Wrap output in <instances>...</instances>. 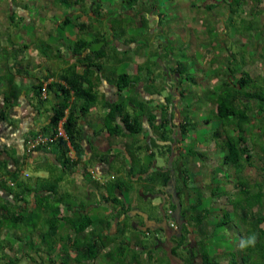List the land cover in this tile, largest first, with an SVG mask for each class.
Instances as JSON below:
<instances>
[{"label":"crops","instance_id":"1","mask_svg":"<svg viewBox=\"0 0 264 264\" xmlns=\"http://www.w3.org/2000/svg\"><path fill=\"white\" fill-rule=\"evenodd\" d=\"M92 1L93 0L81 1L74 7L70 8L56 5L57 2L55 0H5L9 7L7 11L11 9V11H9L10 15L8 17L10 19L9 26L13 29L10 35L0 36V69L4 71L2 74L8 75L9 78L13 77L12 79L14 81L22 82L23 80L24 83L20 85H23L24 87L22 91H18L15 94L12 92L0 93V168L2 165L5 166V168L0 169V174H2L3 176L4 173L8 174L6 172L7 170L13 171L17 168V170H19L18 180L25 181V183L28 184L30 188H33L35 186L45 187L49 181H57L61 179L60 181H58V190L61 193L66 194L67 197L64 203H60L61 212L54 213V215L58 214L57 218H60V216H70L73 211L82 206L81 209L75 212H87L91 215V217H93V220L95 222H97L98 220L104 221V219L111 221L112 226L110 227V229L115 233L119 232V230L127 225L126 221H122V219L129 221V227L131 228V230L130 232L122 231V235H126L128 236V238H132V241H134L133 244H135L137 236L140 237V239L146 240L144 244H135V246L139 250L140 264H150L147 252L145 250V248L148 247L152 248V250H150L153 251V261H155V263L161 262V264H164L163 262L164 260H166L169 264H184L185 262L182 258L184 256L187 258L190 257L191 259L196 257L197 260L200 261L199 256L201 252L199 251V249H195V255L191 251V248L188 249L187 246L190 242H193L192 246L195 247L197 245L195 243L198 242L196 240L197 234L200 233L203 236H205L206 233L210 234V228V230L207 228V230H199V233L197 234L193 233L192 231L190 235L191 238H189L188 240L190 242H187L188 245L185 244L182 248H180L181 250L179 249V252H177L176 255H173V253H171V249L173 246H175L176 243L175 238H172V235L180 232L179 226L177 228L169 229L171 230L170 233L169 230L164 229V231H162L163 239L159 238L160 236H157L155 234L158 232L157 228H161L160 226L163 225L161 223V219L159 220V217L155 216L156 214H151L149 210H144L138 207V201L141 199L148 200L155 196H161L163 197V202L160 206H162L164 203H166L167 205L172 201L182 202L181 195L176 184V170L181 166L180 163H178L176 167L179 158L184 153L188 152V156H184V158L187 160L188 165H192L194 167H191V170H189V172L186 168L187 175L189 176V182H191V174H193L195 179H197L198 175L201 172V170L195 172L197 171L196 167L199 166V162L201 161V159L203 160V158L200 157L197 152L208 153L211 151V153H214L215 150L217 151V149L220 148L221 155L224 154L225 149L218 145L219 143H217L216 141H212L216 143H213V146L211 147H200L197 145L193 146L191 138L195 137V135L191 127H189L190 130H188L185 135L182 133L181 125L183 122L182 116L184 115L182 113L185 101L184 98L177 97V103L175 104V107L174 105H171L170 108L166 107L168 111L167 113L165 112V109L161 104L164 102L162 97H153L151 93L146 89V87L150 86V84H152V82H154L155 80H157L156 83L163 84L164 82L160 80V76L165 75L163 79L166 78L169 83L172 82L173 88H176L177 86L180 87V89H176L175 92H173L174 95L177 94V90H179L178 92H182V86L179 85L177 78H172L171 80V71H169V67L174 68L177 60L179 61L180 59H184L183 61H186L185 59H187L188 57H194L195 59L193 60H195V63L192 64L191 67H193V70L199 73L200 70L205 69L208 62H212L215 59L214 49L210 48V50L207 51V48H201L200 50L196 48L198 50L197 54H200V57L197 55V57H195L191 51V48L188 50V52L182 50L176 51L175 49L174 51H169L167 48H160L162 42H157L159 44L155 46L156 48H151L153 36H151L150 33V41L143 38V36L139 37L135 41H132V39L129 37H132L133 33L131 34V32L135 29L133 24L136 25V22H138V25L136 27L144 28V25L146 24L145 22L148 17L153 20H158L159 23L160 16L162 17V15L157 13L150 14L144 11V14H146V16H144V14H140V11L143 9L142 7L137 8L134 11H128L129 14L125 12L126 10L122 14L120 8L118 7L113 11V15L111 14L112 8L117 7V4L118 6H120L121 3L117 2V4L115 5L114 3H112V0L102 1L101 12L103 14H106L107 16L105 15V17H102L93 16L90 14L87 15V13L83 11L82 8L85 5L86 7L90 8ZM2 2L3 0H0V12H2L5 8L3 7ZM202 3L204 2L202 1ZM38 5H40V7ZM59 6L60 8H62V11L60 8H58ZM109 6H111V8ZM47 9L49 11H47ZM52 9H58L61 12L64 11V14L57 15ZM115 12L121 13L117 16ZM43 14H46L47 18H45ZM68 15L72 20L74 18H77L79 23L88 22L91 25L92 30L88 31L86 35L87 39L92 38L94 33L97 31L102 32L104 30L105 33H107V31L111 33L114 27L115 31L119 33L118 37L121 36L120 41H113V45L116 46V48L112 46L111 48H108V56L104 59L105 71L102 72V74L96 71L97 75L101 78V83L97 88L101 94V99L99 103L91 107L90 112L85 118L80 119L86 134V137L83 141V157L80 164L76 165L74 168L69 169L63 166V158H61L60 150L57 147L51 146L48 147L46 151L35 152L30 151L29 148L34 145L29 138L33 136L35 132H38V130L42 126L48 124L50 116L53 113V108L60 99V96L57 93L47 89V85L53 82H61L63 84L64 82L62 80H59L58 76L63 74L64 70H66L73 63L78 64V72H82L84 69V65H82L83 62H79L77 58L78 56L73 54L72 48H65L66 50H69L71 55L69 57L70 60H67L66 62L68 64H65V67L55 69L54 62L50 61L51 57L49 55H46L44 48H39L43 45L41 44L37 46L36 43L39 39L38 34L44 35V33H42L43 30L45 31V33H47L48 31L53 30L56 27L59 28L61 32H63V36L67 40H69L67 44L72 47L74 41L78 37L79 28L76 25H73L72 22L66 25L63 23ZM123 15L128 16L124 18ZM117 17H119L120 19L117 20ZM142 18H146V20H143ZM49 20L55 21L54 24L53 22H49ZM47 21L50 23L49 25L46 24ZM41 27H43L42 31L40 29ZM146 27L148 29L151 26L146 25ZM122 29L125 30V34L122 33V35L124 36L120 34L122 32ZM153 29L154 28H152L151 34H154L155 31L159 30L158 25L155 28L156 30ZM1 30H7L6 25H4ZM39 31L41 32L39 33ZM3 34L5 33L3 32ZM50 34L51 33H49L48 35ZM61 39L63 40V38ZM148 42L150 43L148 44ZM96 45H93V50H97ZM40 51L41 53L39 55ZM167 51L171 53L168 56H165ZM43 52L44 55H42ZM1 53L8 55L13 53L14 59L16 58V60L18 59V61L15 60L13 64L5 62L3 56H1ZM160 55H162L164 61L161 60ZM199 58L202 59L201 63L197 61ZM32 60H34V63L32 62ZM62 60L65 59L63 58ZM148 60H156L160 65L154 67V72H151V74H149V72H147L144 68V65ZM112 61H115L113 62L114 65H112L116 68L118 73L127 71L130 75L139 77L140 81L137 84L138 86L133 94V105L131 104L127 107V111H129L130 114H134V109L137 110V108L141 106L140 103L143 102L142 100L144 98L149 100L153 97V99H155V102H151L152 106L160 104V106L153 108L149 113L146 112V114L143 115V129L137 135H112L103 123V118L109 112V108L105 104L107 102L118 100V98L120 97L118 87L113 82L114 77L110 76L108 73V69L110 68ZM124 65H128L127 68H125ZM140 66L143 68L142 75L141 73H139ZM144 70L146 71L145 73ZM187 73L190 74L189 70L187 71ZM236 75L240 76V74ZM173 76L178 77L179 75L175 73L173 74ZM215 80L211 77L209 81L205 78H202L201 81L199 80V82H197L195 77V80L191 82L194 84L199 83L201 85V92H205L206 94L212 93L213 96V94H215L212 91L213 86L218 85L220 79H218V82ZM35 85H41V87L46 88L47 99L42 100L40 97H37L38 95L37 93H35L34 89ZM190 93H193V89L189 86V89L187 90L185 95L188 96L187 94ZM135 94L139 95V97H136ZM128 95L129 92L125 90L124 96L126 97ZM198 96L201 95L198 93ZM208 100L209 107L213 108L212 100ZM188 102H190L189 104L193 103V107H195L194 105H196V102L194 99L192 101L188 97ZM6 104H8L6 110L8 113L7 115L5 112ZM164 115L168 117H165L166 120L169 121L167 123L168 125H166V128L169 129V133H172V139H174L175 142H177V140H180L181 145L177 146L175 145L176 143H174L172 148L173 152L169 156V159L163 156L162 159H164L165 162H161L162 159L160 160L155 157L156 148L152 144V141L159 139V132L156 131V127L154 125L158 124L161 121V118L164 120ZM257 118L259 117L257 116ZM184 120L187 121L186 118ZM152 125L154 126V128ZM253 126L254 127H246L243 125V127L247 128V132L252 133L253 136L256 134H260V124L257 125L254 123ZM156 142L162 145L166 143L160 140ZM139 144H149V147L144 145L143 148H140ZM186 146H191L188 151L186 149ZM70 155L73 158L76 156V152L73 148L70 151ZM137 159V165L134 166L135 176L133 178V182L135 183H133L132 185V190L128 191L127 189H123L121 192L116 190L117 195L120 197V199H122V203H117L111 198L110 188L114 187L113 185L116 183V181L127 180L128 170L130 169L131 163H133L134 160ZM30 165L40 167V171L42 169H45L46 173H49L50 176L48 178H45L46 176L42 175V172H39L40 174L38 173L36 175H33L30 169L27 168ZM113 166L119 168L118 173L112 171ZM143 167H147L148 171H142ZM184 169L185 168H183V170ZM159 170L161 172L170 170L172 176V178L170 179V184L167 185V187L161 186L159 183L161 180L160 178V180L156 184L158 192L151 193V191L149 190V184H152V181H148L147 179H149V176H151L154 171L156 172ZM228 170H230V173L227 176H224L222 171H218L216 168L215 171H217V173H213V175H215L214 178H218L220 175H222V177L228 179L229 181L227 182L229 183L228 186L219 184V188L216 187L217 191H220L222 195L215 198V204H222L227 201V194L225 193V190L227 191V193L233 191V189L235 188L234 184L236 182L234 181V176H236L238 172H241L236 168H228ZM241 173L245 174L244 171ZM27 174L29 175V177H26ZM142 174L144 179L140 178ZM248 174H250V172ZM182 175L183 177L185 176V174H182L180 172L179 178L182 177ZM145 177H147V179ZM214 178L212 177L211 181H213ZM255 179L256 178H254L253 180ZM137 183L141 185L135 188L134 185H136ZM212 184L213 186H216V184ZM142 185L144 186L142 187ZM67 187L73 188L74 190L80 191L82 193L85 191L86 195L85 197H83L82 201L76 203L75 205H72L70 201H67L69 197V190H67ZM162 187L163 189L161 190V192L160 188ZM94 193L97 197L96 203L87 204L85 198H92ZM23 195L26 199L22 197V199L16 202L9 192L6 193L1 191L0 186V216H3V222L8 217L12 216L13 212L16 216H29V214L31 215V213H33V211L38 206H42V208L44 209L43 212H45L46 207L49 206L47 205L49 204V202L44 201L43 199L41 200V202H37L36 193L34 192L24 193ZM139 197H141V199H139ZM47 198L48 197H46V199ZM189 198H191V196H187L186 200H188ZM197 198L198 197H195L194 200ZM183 202L184 204L186 203V201ZM83 204H85V206ZM70 205L73 206L72 211H70L68 208V206ZM153 206H155V204ZM229 211L235 212L236 210H234V207H230ZM51 213L52 211L49 212V214ZM119 213H121V217H116V215ZM136 216H141V218L135 219ZM30 220L32 221L34 220V218ZM30 220L29 223H26V225H24V229L27 228L29 231H39V228H37V226L40 227V225L36 226L35 223H31ZM178 222H182L180 215L177 218V225ZM4 224L1 230V246H7L5 250L9 254V256L5 258L0 257V261L4 259L5 263H9L10 258H15L19 260V264H25V261H29V264H31L32 259H30L27 251L15 244L16 236H23L22 232L17 230V228L22 229V227L17 226V228L6 229ZM235 224L233 226L226 224L227 227H221L222 230L219 231L220 238L226 239L227 242H231L230 244L232 245L229 247L231 249L234 248V244H236L235 248H237L238 245H241L240 242H242V235H244L245 233L244 228L241 232V228L237 226V222ZM59 227L60 230L58 229ZM68 228L69 225L66 224V222L63 220L57 225V229L59 232H61V234L63 229ZM147 229H149V232L151 231L149 234L146 233ZM88 230H90V228ZM39 234L40 236L38 238L40 239V237H42V241L40 240L39 242L35 243V246H40L38 248V261L40 262L41 260L42 262L43 259L40 254H45L47 252L46 248L49 244H47L46 239L44 238V236H42L43 234ZM67 234L71 235L72 237L74 236V233H72V230L70 228ZM133 234L136 235V237ZM8 235H10V238L13 239L14 242H12L10 239L7 240ZM153 235L155 236L151 237L152 241L149 242V236ZM238 237H240V242H238L237 240ZM63 238H65V236H63ZM123 239L124 238H122L119 243H121ZM208 242L211 247L212 240L208 239ZM147 243H149V245ZM22 244H25V242H23ZM110 248H112L111 244L108 246V248L103 250L102 254L97 259L89 261L86 264L108 263V261H106L107 259L105 258H108L106 252ZM128 250L129 249H126V251ZM223 252V250L220 251V253ZM112 254L113 253L111 252L109 253V259H111L110 257H112ZM0 255H3L2 248H0ZM49 255L52 254L49 253ZM124 255V257H126V259L129 261L131 257H128L127 254ZM69 256L74 257L75 253L71 251ZM222 261L223 264H225L226 260ZM72 264L77 263L73 262Z\"/></svg>","mask_w":264,"mask_h":264},{"label":"trees","instance_id":"2","mask_svg":"<svg viewBox=\"0 0 264 264\" xmlns=\"http://www.w3.org/2000/svg\"><path fill=\"white\" fill-rule=\"evenodd\" d=\"M55 1L57 2L56 5L72 8L76 4L85 0ZM102 1L103 0H93L90 8L86 7L85 5L82 9L87 13V15L90 14L93 16H101ZM139 1L140 0H119L118 2L126 5L127 7H130L129 9H126V11H134L137 8H143V4H140ZM225 1L227 2L229 11L233 12L234 14H239V12L244 13L245 11L247 14L257 13L264 16V0ZM217 5V1L210 0L208 3H203L202 6L208 8L209 10H212ZM244 7H247V9H245ZM71 22H73V20L69 17V15L63 21L65 25ZM76 26L79 28V33L78 37L73 43L72 52L74 55L78 56L77 58L79 62H83L82 65H84V69L82 72H78V64L73 63L66 70H64L63 74L58 76V79L64 82L63 84L61 82H53L47 85V89L57 93L60 96V99L53 108V113L50 116L48 124L42 126L38 130V132H35L33 136L29 138L30 141L34 143V145L29 147L30 151H46L48 147H57L60 150L61 158H63V166L68 169L74 168L76 165L80 164L83 157V141L86 137V134L80 119L85 118L90 112L91 107L99 103L101 99V94L97 89L101 83V78L97 75L96 71L98 73L100 72V74L105 71L104 59L108 56V48H110L111 44L113 45L116 40L120 41L121 37H118L119 33L115 31L114 27L111 33L108 31L107 33H105L104 30L102 32L97 31L94 33L92 38L87 39L86 37L84 38L83 35L81 36V34L86 30H92L91 25L88 22H78ZM262 32L264 33V28ZM122 33L125 34L124 29H122V32L120 34L122 35ZM148 34V29H146L143 30L140 36L144 37ZM140 36L132 35L131 39L132 41H135ZM96 44H101V46L97 50H93L92 47ZM164 44L162 43L160 48H168ZM170 53L171 52L167 51L165 56H168ZM160 57L161 60L164 61L162 55H160ZM261 58L264 62V57H255L253 60H255L256 62L257 59L259 60ZM112 64L114 65L113 61L110 65V68L108 69V73L110 76L114 77L113 82L118 87L120 97L118 98V100L107 102L105 104L109 108V112L103 118L105 127L112 135L133 136L140 133L143 129V115L146 114V112L149 113L153 108L160 106V104H157L156 106L151 105V102H155V99H153L154 96L162 97L164 102L161 104L163 105L162 107L167 113L168 111L166 107L170 108L171 105H174L175 107V104L177 103V97L185 99L182 111L184 110L187 113L190 111H197L195 108L196 105H194L195 107H193V103L189 104L190 102H188V96L185 95V93L189 89V86L191 87L192 85L194 87V85H196L191 82L195 80V74L193 75V78H190L189 76L191 75L187 73L188 63L186 61H183L181 59L179 61L177 60L174 68L169 67V71H171V80L172 78H177L179 85L182 86V92H178L179 90H177V94L174 95L173 92H175L176 89H180V87L177 86L176 88H173L172 82L169 83L166 78L163 79L165 75H161L160 80L164 83L158 84L156 83L157 80H155L154 82H152V84H150V86L146 87L147 91L150 92L153 97L149 100L144 98L142 100L143 102L140 103L141 106H139L137 110L134 109V114H130V112L127 111V107L130 106L134 100L133 94L138 86L137 84L140 81L139 77L132 76L127 71L118 73L116 68ZM158 65L159 64L156 60H148L144 65V68L147 72H149V74H151V72H154V67ZM259 65L260 63L256 62L253 67L260 68ZM247 67L245 66V69L243 70L234 69L233 71H231L230 68V74L224 75L226 78L225 81L224 79L222 82L219 81L218 88L216 90L214 88L212 89L213 93L217 94V98H214V103L216 105V115L221 120L228 121V124L230 125V127H232V130H227L226 127L223 130H217L216 132H214L213 137L215 138V140H217L216 142L219 143L218 145L225 149L224 154L221 156V164L223 166L227 165L228 167H230V169L236 168L241 172H243L246 167H255L259 172L263 174L264 125L262 124L264 123V70L261 71V74H263L262 77H260L261 74L253 77L252 73H250V71L248 70L250 69V67ZM145 70L144 73L146 72ZM142 71L143 68L140 66L139 73H141V75ZM175 73H177L179 76H173V74ZM236 74H240V76H237ZM216 76H220L219 71L216 73ZM34 89L35 93H37L38 95L37 97H40L42 100L47 99V93L45 91L44 94L43 87H41V85H35ZM125 90L129 92V95L126 97L124 96ZM257 116H262L261 123L256 122ZM165 117L168 118L164 115V120L161 118V121L158 124L154 125L156 127V131L159 132V139L152 141V144L159 150L160 155L169 159V156L173 152V144L176 143L175 145L180 146L181 141L177 140V142H175L174 139H172V133H169V129L166 128V125H168L167 123L169 121H167ZM185 118L188 122L184 120ZM62 120L63 126L68 136L67 139L62 136H57L58 126L60 124V121ZM182 121V133L185 135L187 131L190 130L189 127L192 126L189 115L185 113L182 116ZM254 123L257 125L260 124V136L263 138L262 146L259 145L260 141L258 142V140L254 139L252 133L247 132L246 127H254ZM242 124L247 125H245L246 127H243ZM39 137H41L42 139L39 142L35 143V141H37ZM45 138L47 139V141L43 140ZM159 140L166 143L164 145L159 144L158 142H156ZM144 145L148 146L149 144H139V147L143 148ZM72 148L76 152V156L74 158L70 155V151ZM197 153L200 157H205V152ZM183 159L185 158L183 157ZM185 161L187 160L185 159ZM137 162L138 159L134 160V162L131 163L130 169L128 170L127 180L116 181V183L113 185L114 187L110 188L111 198L115 202L122 203V199H120V197L117 195L116 190L120 192L123 189H127L128 191L132 190V185L133 183H135L133 182V178L135 176L134 166L137 165ZM180 165L182 167L184 166L183 168H185L184 170L181 169V173L185 174V176L183 177V183L184 185H187L190 182L189 176L187 175L186 165ZM3 168H5V166L2 165L0 169ZM142 171L147 172L148 168L143 167ZM6 172L8 174L4 173L3 176L2 174H0L1 191L6 193L9 192L16 202L22 199V197L25 198L23 195L24 193L31 192L36 193L37 202H41L42 199L45 201L53 197L55 198L56 204L52 207V213L49 214V217H47L49 220L53 221L51 223V226L53 228L51 227L49 229L46 242L47 244H49V242L56 244L58 243V241H65L64 244L69 245V249L68 251H66V253H68V255H70L71 251L75 253V256L72 258L73 262L77 264H86L89 261L97 259L102 254L103 250L108 248V246L113 241L114 234H116L117 232L115 233L111 231V221L105 219L104 221L99 220L101 222H104L103 224L106 225V229L99 228L100 231L98 230L97 232L95 228V221L90 214L84 211L75 212L81 209L82 206L73 211L70 216H60V218H57L58 214L54 215V213L61 212L60 203H64L67 197L66 194L61 193L58 190V181H60L61 179L57 181H49L45 187L35 186L33 188H30L29 185L25 183V181L18 180L19 170H17V168L13 171L7 170ZM228 172L230 173V170H228ZM241 172H238V174L234 176V181H236L234 184L235 188L233 189V191H230L229 194L227 193V200L232 202L234 210H238L240 207L241 212L237 215L244 224L243 228L245 229V233L244 235L240 234L242 235V242H240L241 245L238 247V249L233 248L230 251H227L228 253L235 255V257H232L230 259L231 261H228L227 264H238V260L240 264H264V178L262 180L258 178L253 180L254 178H251L253 177L252 175L246 173L244 174ZM213 173L216 174L215 169L213 170ZM26 177H29V175L27 174ZM242 177H244L245 180H243ZM140 178L144 179L143 174ZM145 178L147 179V177ZM171 178L172 176L170 170L162 172L160 170L156 172L154 171L152 175L149 176V179H147L148 181H152V184H149V190L151 191V193L158 192L156 186L158 181L160 180L159 183L161 186L167 187V185L170 184ZM216 186L219 187V182ZM162 189L163 187L160 188V191ZM236 192H238L239 194V198L237 199H235ZM220 193L217 191L216 187H214L211 192L214 198L222 195ZM46 197L48 198L46 199ZM201 201V197H198L197 203H191L189 206L185 205L183 201H172L166 206L164 205V203L162 206H160L162 207L161 211L159 209L158 213H156V216L159 217V220L161 219V223L163 224L162 226H160L161 228H157V231H159L160 233H162L164 229H173V227L176 225L179 215L181 217L182 222H178L180 232L172 235V238H175L176 243L175 246H173L171 249V253H173V255H176L177 252H179L180 248L187 244V242H190L188 240L189 238H191L190 235L192 231L196 234L199 233V230L202 231L199 226L203 225L204 222L208 223L209 221H211L207 219L208 215L211 212V208L210 206H205L203 210L200 211L198 205H200ZM83 205L85 206V204ZM68 208L70 211H72L73 206L70 205L68 206ZM235 214L236 213L233 211H227L224 217L218 218L217 220H213L211 223H209L210 225H212L213 223L217 224L214 228H212V226H210L209 224L207 225V229L210 228L212 231L209 229L210 234L206 233L205 236L202 235L203 238L201 240V243L203 244L204 249L200 250L199 247L192 246L193 242H190L189 245L187 244L188 249L191 248V251L195 255V249H199V251L201 252L199 256L200 261H198L196 257L191 259L190 257L187 258L184 256L182 257L185 262L184 264H221L218 259L219 252L211 254V247L209 245L208 239H214L217 236L216 233L218 228H220L224 224H230L231 222H233L234 220L231 218V215H234L233 217H235ZM2 217L3 216H0V248H2L3 250V255H0V257L5 258L9 256V254L5 250L7 246H1V230L4 222L6 229L17 228V226L24 227L26 223H29V220L32 216L30 214L29 216H16L13 212L12 216L8 217L4 222L2 220ZM62 220L69 225L72 233H74L73 237L67 234V236L63 238L61 232H58L57 225ZM89 228L90 230H88ZM25 229L27 230V232H30L27 228ZM17 230L20 229L17 228ZM130 230L131 228L129 227V225H125V227L119 230V232H130ZM35 231L37 233L38 230ZM170 231L171 230H169V233ZM27 232L25 233L27 234ZM85 232H88L89 235H86ZM150 232L149 229H147L146 233L149 234ZM155 235H157V233ZM134 236L136 237V235ZM159 238H162V236ZM47 239L52 240L49 241ZM126 239H128V236L124 235L123 241L118 244L115 250H112V248H110L106 252L108 257L105 258L107 259L106 261H108V263L106 264H140L139 250L137 249L135 244H144L146 240L140 239V237L137 236V240H135V244H133V247L126 251ZM31 244L33 247L34 244ZM147 244L149 245V243ZM150 249L152 250L151 247L145 248L149 258V262L150 264H156L155 261H153V251H151ZM110 252L113 253L112 257H110L111 259H109ZM124 254H127L128 257H131L129 261L126 259V257H124ZM115 256L119 257V262L117 260L115 262L113 261V259L115 260ZM3 260L4 259H2L0 262H2ZM5 264H19V260L10 258L9 263L6 262Z\"/></svg>","mask_w":264,"mask_h":264},{"label":"rangeland","instance_id":"3","mask_svg":"<svg viewBox=\"0 0 264 264\" xmlns=\"http://www.w3.org/2000/svg\"><path fill=\"white\" fill-rule=\"evenodd\" d=\"M118 1L119 0H112V3L116 5ZM202 1L204 3H208L210 0H158V1L157 0H140L139 2L140 4H143V9H144V10L142 9L143 11L142 10L140 11V14H144V11H145L150 14L152 13L161 14L162 17L161 19H159L160 22L158 23V20H153L147 16L148 19L146 20L145 18L146 24L144 25V28L142 27L137 28L136 26L138 25V22H136V25L133 24L135 29L131 32V34L133 33L134 36H140L143 30L147 29L146 25H149L151 27L148 28V32L150 33L151 36H153L151 48H156L155 46L159 44L157 42H162L163 44L165 43L164 45L168 47L167 49L169 51H174L175 49L176 51L182 50V51L188 52V50L191 48V51L195 57L197 56L200 57V54H197V51L200 50L201 48H207V51H209L210 48H213L214 57H215V59L213 60V63L208 62L205 69L200 70L199 73L193 70V67H191L192 64L195 63V60H193L195 58L188 57L187 59H185L188 63V70L191 75L189 77L193 78V75L195 74L197 82H199V80L201 81L202 78L203 79L205 78L209 81L211 77L214 80L216 79L215 81L217 82H218V79H220V82H222L223 79L224 81L226 79L224 75L230 74V68H231V71H233L234 69L243 70L245 69V66L250 67V69L248 70L250 71V73H252V76L261 74V71L264 70V62L262 61V58L259 60L257 59L256 61L260 63L259 65L260 68L253 67V65L256 63L255 60L253 59L255 57H258V58L264 57V33L262 32L264 28V16L259 15L257 13L247 14L245 11L244 13L239 12V14H234L233 12L229 11V7L225 0H214L218 2V5L212 10H209L208 8L202 6L203 5ZM4 2L5 0H3L2 4H3V7L5 8L2 12H0V36L10 35L13 29L9 26L10 19L8 17L10 15L9 11H11V9L7 11L9 7H8V4ZM38 6L40 7V5ZM109 7L111 8V6ZM118 7L120 8V11L122 12V14L126 9L130 8V7H127L126 5H123L122 3L120 4V6H118L117 4V7L112 8L111 14L114 15L113 11L117 9ZM58 8H60V6ZM244 8L247 9V7H244ZM60 9L62 11V8ZM52 10L57 15L64 14V11L61 12L58 9H52ZM47 11L49 10L47 9ZM121 12H115V13L118 16ZM125 12L129 14L128 11H125ZM43 15L45 16V18H47L46 14H43ZM105 15L106 14H103V13L101 14L102 17H105ZM123 16L124 18H126V16L128 15H123ZM144 16H146V14H144ZM119 19L120 18L117 17V20ZM50 20L49 22L51 23L53 22L54 24L55 21H50ZM49 22L47 21L46 24L49 25L50 24ZM77 23H78V20L74 18L72 24L76 25ZM4 25H6V29H7L5 31L1 30L4 27ZM157 25L159 27V30L155 31L154 34L153 33L151 34L152 28L155 29ZM40 29L42 31L43 27H41ZM41 31H39V33ZM3 32L5 34H3ZM42 33H44V35L38 34L39 39L36 42L37 46L41 44L43 45L42 47H39V48H44L46 55L47 56L49 55L51 57L50 61L54 62L55 69H58L60 67H65V64H68L66 63L67 60H70L69 57L71 56L69 50L68 49L66 50L65 48H73V45L71 47L69 44H67L69 40H67L63 36V32H61L59 28L55 27V29L48 31L47 33H45V31L43 30ZM49 33L51 34L48 35ZM87 33L88 31L86 30L81 34V36L83 35L85 38L87 37L86 36ZM150 35L149 34L147 36L145 35L143 38L150 40L151 38ZM61 38H63V40ZM129 38H132V37H129ZM149 43L150 42H148V44ZM96 46L98 49L100 48L101 44L96 45ZM111 46L116 48V46L112 44ZM40 53L41 51L39 52V55ZM42 55H44V52L42 53ZM1 56H3V59L5 62H9L10 64H13L14 61L16 60V58L14 59L13 53L10 55L1 53ZM63 58L65 60H62ZM16 61H18V59ZM197 61L201 63L202 59L199 58ZM32 62L34 63V60H32ZM124 66L125 68H127L128 65H124ZM218 71L220 72V76H216V73ZM3 72L4 71L0 69V84H2L0 85V93L12 92L15 94L18 91L23 90L24 86L20 85L24 83L23 80L22 82L14 81L12 79L13 77L9 78L8 75L2 74ZM262 75L263 74H261L260 77H262ZM7 79H11V80H7ZM191 87L194 90V92L190 93L188 97L192 101L193 99L195 100L196 102L195 108L197 111H194V112L190 111L188 113L185 112L184 110L182 111L183 114L186 113L190 116V121L192 125L191 128L195 135V137L191 138V141H192L193 146L197 145L200 147L202 146L211 147L213 146V143H216L212 141H217L213 137L214 132H216L217 130H223L225 129V127L227 128V130H232V127H230V125L228 124V121L221 120L215 113L216 105L214 103L215 101L214 98H217V94H213L212 96V93L206 94L205 92H201V85L199 83H196L194 87L191 85ZM213 88L216 90L218 88V85H214ZM198 93L201 96H198ZM135 96L139 97V95H136V94ZM208 99L212 100L213 108L209 107ZM7 105L8 104H6L5 106L6 108H7ZM6 108H5V112L7 115L8 113L6 111ZM261 118L262 116L259 118H256L257 122L261 123ZM242 125L245 126L247 124H242ZM262 125H264V123ZM254 139L258 140V142L260 141L259 145L262 146L263 138L260 136V134L254 135ZM190 147L191 146H186L187 151L189 150ZM155 154H156L157 159H160V160L162 159L163 156L160 155L159 150L157 148L155 150ZM184 156L187 157L188 152L184 153L179 158L176 164V167L178 163L180 164L184 163L189 172V170H191V167L192 168L194 167L192 165H188L187 161L183 160ZM221 156L222 155H221L220 148L217 149V151L215 150L214 153H211V151L208 153H205V157H203V160L201 159V161L199 162V166L196 167L197 171L194 170L195 172H198V170H201L200 174L198 175L197 179H195L194 175L191 174L190 180L192 181L188 183L187 185H184L183 183V176L179 178V175L181 172L180 170L183 169L184 166L183 167L180 166L176 170L177 171L176 184L178 186L177 188H178V191L180 192L181 200L186 201L185 205L189 206L191 203H194V202L197 203L198 198L195 200L194 198L201 197L202 201L200 205H198L199 210L200 211L203 210L205 206H210L211 208V212L207 218L211 221H209L208 223L204 222L203 225L199 226L201 230L206 229L207 225L211 223L213 220H217L218 218L224 217L227 211L230 212L229 211L230 207L232 208L234 207L232 205V202L229 200H227L225 203H222V204H215L216 202L215 198L211 194L213 188L217 187V186H213L212 183L217 185V183L219 182V184L221 185L223 184V186H228L229 184L227 183L229 182L228 179H225L224 177H222V175H220L218 178L217 177L214 178L215 175H213V170L215 168L218 171H222L224 176H227L229 174L228 168L230 167H228L227 165L225 166L221 165ZM161 162H165V160L162 159ZM27 168L30 169L33 175H36L39 172H42V175L46 176L45 178H48L50 176L49 173H46L45 169H42L40 171L39 169L40 167L38 166L35 167V166L30 165ZM112 171L118 173L119 168H117L116 166H113ZM244 172L246 174L250 172V174L253 176L251 178H261V180L264 178L263 177L264 173L262 174L255 167H248L246 168V170H244ZM119 174H122V173H119ZM212 177L214 178L213 181H211ZM242 179L245 180L244 177H242ZM140 185L141 184L137 183L136 185H134V187L137 188ZM143 186L144 185H142V187ZM67 190H69L68 192L69 197L67 201H70L72 205H75L76 203L82 201L83 197H85L86 195L85 191L82 193L80 191L74 190L73 188H69V187H67ZM218 192L220 193V191ZM225 193L227 194L226 190H225ZM220 194H217V195H220ZM187 196H191V198L186 200ZM237 198H239L238 192H236V195H235V199ZM139 199H141V197H139ZM96 200H97V197L95 193L92 196V198H89V199L85 198V201L87 202V204H95ZM45 201L49 202V204H47L49 206L46 207L45 212H43L44 209L42 208V206H38L33 211V213H31V216H32L31 219L34 218V220L32 221L30 220V222L31 223L36 222L35 223L36 226L40 225V227L37 226V228H39V231H37V233L34 231L27 232V230L24 229L23 226H20L22 227V229L18 231L22 232L23 236L22 237L16 236L15 244H17L22 249H25L27 251L30 259H32L33 261V262L31 261V264H72L73 257L69 256L68 253H66V251H68L69 249V245L64 244L65 242H62V241H58V243L56 244L49 242V245H47L48 247L46 248L47 252L45 254H42V253L40 254L43 261L41 262L40 260V263L38 261V257H39L38 248L40 246L39 245L35 246V243L39 242L40 240L42 241V237H40V239L38 238L40 236L39 233L43 234L45 239L48 237L47 233L49 229L52 227L51 223L53 221L49 220L47 217H49V212L53 210L52 207L56 204V200L54 197L47 199ZM162 202H163V197L155 196L148 200H142V199L139 200L138 207L144 210H149L151 214H156L159 211V209L161 211L160 205L162 204ZM152 204H155V206H153ZM164 205L166 206V203ZM240 212L241 211L239 207V209L235 211L236 216L233 217L234 215H231L232 216L231 218L234 221L231 222L229 225L233 226L237 222V226L241 228V232H242L244 224L242 223V220L238 218L239 216L237 215ZM116 217H121V213L117 214ZM139 218H141V216L135 217V219H139ZM123 220L126 221L127 225L130 224L129 221L122 219V221ZM103 223L104 222H100L99 220L95 222V228L97 232L99 228H106V225ZM215 226L216 225L213 223L212 228H214ZM221 227L224 228L227 226L226 224H224ZM221 227L217 229L218 234L216 233V228H215V233L217 236L214 239L210 238L212 240L211 254H214L218 251L219 252L218 259L221 262V264H223L222 260H226L225 264H227L228 261H231L230 259L232 257H235V255L227 252V250L228 251L231 250V248L229 247L232 244H230L231 243L230 241L227 242L226 239L220 238L219 231L222 230ZM58 229L60 230V227ZM68 231H69V228L63 229L62 235L67 236ZM25 232H27V234ZM85 234L89 235L88 232H85ZM154 236L155 235L149 236L148 238L149 242L152 241L151 237H154ZM157 236L161 237L162 233L158 231ZM7 237H8L7 240L10 239L12 242H14L13 239L10 238V235H8ZM202 238H203L202 235L197 234L196 240L198 241V243L196 246L199 247L200 250L204 249L203 244L201 243ZM121 239H122V234L120 232H117L116 234H114L113 241L111 242L112 249L115 250L117 248L119 241ZM47 240L51 241L52 239H47ZM237 240L238 242H240V237H238ZM23 242H25V244H22ZM126 242H127L125 245L126 249H130L131 247H133L134 241H132V238L129 237L128 239H126ZM31 243H34L33 247L35 250L33 249ZM235 245L236 244L233 245L234 248H235ZM238 247L239 245L237 246L236 249H238ZM221 250H223L224 252L220 253ZM49 253H51L52 255H49ZM236 256H237V253H236ZM35 258L37 259V261ZM116 260L119 262L118 256H115V260L113 259L114 262ZM27 263L29 264V261L28 262L25 261V264ZM163 263L169 264L168 261L166 260H164ZM237 263L240 264L239 260L237 261ZM0 264H5L4 260L0 262ZM156 264H161V262H157Z\"/></svg>","mask_w":264,"mask_h":264},{"label":"built area","instance_id":"4","mask_svg":"<svg viewBox=\"0 0 264 264\" xmlns=\"http://www.w3.org/2000/svg\"><path fill=\"white\" fill-rule=\"evenodd\" d=\"M45 91H46V88L43 87V92H44V94H45ZM57 136H62V137H64V138H66V139L68 138L67 133H66V131H65V128H64V126H63V120L60 121V124H59V126H58V134H57ZM41 139H42V138L39 137V138L37 139V141H35V143L39 142ZM43 140H46V141H47L46 138L43 139ZM33 144H34V143H33Z\"/></svg>","mask_w":264,"mask_h":264},{"label":"flooded vegetation","instance_id":"5","mask_svg":"<svg viewBox=\"0 0 264 264\" xmlns=\"http://www.w3.org/2000/svg\"><path fill=\"white\" fill-rule=\"evenodd\" d=\"M177 227H178V225H177V222H176V225L173 228H177Z\"/></svg>","mask_w":264,"mask_h":264},{"label":"bare ground","instance_id":"6","mask_svg":"<svg viewBox=\"0 0 264 264\" xmlns=\"http://www.w3.org/2000/svg\"><path fill=\"white\" fill-rule=\"evenodd\" d=\"M44 137V136H43Z\"/></svg>","mask_w":264,"mask_h":264}]
</instances>
